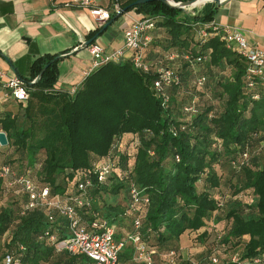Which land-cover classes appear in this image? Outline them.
<instances>
[{"label":"trees","instance_id":"obj_1","mask_svg":"<svg viewBox=\"0 0 264 264\" xmlns=\"http://www.w3.org/2000/svg\"><path fill=\"white\" fill-rule=\"evenodd\" d=\"M135 1L119 4L152 17L153 30L164 34L156 43L151 39L145 60L161 61L179 77L164 85L168 105L153 89L159 75L155 66L142 72L129 60L105 63L71 96L55 87L59 55L37 57L27 80L42 75L29 99L0 111L11 153L5 162L48 186L55 199L79 194L75 184L90 178V205L77 207L81 223L91 230L95 223L114 224L121 239L137 231L133 221L139 218L138 232L157 251L154 264H170L167 253L180 250L177 243L186 231L196 233L194 242L209 245L211 219L225 222L219 243L239 251L235 260L217 264L256 258L264 264V80L249 79L247 59L226 46L222 31L208 27L216 2L183 10L158 0ZM191 104L196 111H185ZM107 162L111 172L100 182L98 166ZM226 168L234 177H224ZM0 194L7 195L0 206V263L11 253L20 264H94L85 255L58 252L42 238L48 228L60 239L68 237L66 219L57 217L52 224L49 208L22 213L27 195L7 191L1 183ZM207 249L213 253L215 246ZM119 260L146 264L134 260L130 242Z\"/></svg>","mask_w":264,"mask_h":264},{"label":"built area","instance_id":"obj_2","mask_svg":"<svg viewBox=\"0 0 264 264\" xmlns=\"http://www.w3.org/2000/svg\"><path fill=\"white\" fill-rule=\"evenodd\" d=\"M109 6L99 4V0H69L66 5L82 7L89 9L90 14L100 23L105 24L111 19L113 14L120 12L122 9L117 0H110ZM156 22L152 17H140L134 19L129 26L124 29V45L111 52H107L105 48L96 42L87 46L91 53V64L85 70V77L91 74L95 69L101 65L109 62L120 63L123 61H131L136 69L142 72H148L153 66L159 74L158 78L153 81V89L155 93L163 97V104L168 105L169 96L164 90V85H168L173 81H178L179 77L174 69L167 68L163 62L156 65L145 60V48L151 42L150 30H153ZM212 27L213 31L219 33L222 31V39L226 46L230 49L236 50L249 63L248 78L259 77L264 80V51L258 46L251 44L244 33L233 26H221L213 21L208 25ZM202 35L206 36V30H202ZM84 41L80 47H84ZM79 47H76V49ZM172 55L170 58H174ZM37 80V77L32 81ZM204 77L198 79V83L202 84ZM32 85L27 79L19 74L10 75L6 69L0 67V111L7 110L14 103L27 101L30 97ZM77 87L68 90L72 96L75 94ZM185 111L195 112V107L187 105L184 107ZM5 132L0 129V133ZM7 136V133H6ZM8 143L3 145L0 141V152L7 147ZM245 158L248 154L244 155ZM111 172V164L109 162L98 166V180L105 181L107 175ZM0 183L7 191H11L20 195H27L28 201L24 205L22 213L27 209L33 208H49L54 213H50L48 219L52 224L57 220V217H63L67 221V229L69 236L60 239L58 235L48 228L43 237L54 245L56 251H68L72 254H82L88 257L94 264H121L120 254L123 248L130 242L134 247V260L144 262L146 264H154L157 251L149 248L144 242L138 229L141 226L139 218H134V227L137 230L131 235H127L121 239H117V229L114 224H94V230L87 228L81 223L77 213V207L90 205L87 198V190L92 186L93 182L90 178H84L75 184L77 192L74 196L68 198H51V190L48 186H40L34 179L28 175L21 174L10 164L0 163ZM73 185V184H72ZM74 187V186H73ZM70 195V194H69ZM132 197L134 201L140 198L136 189L132 190ZM170 264H183L185 261L180 250L172 249L167 253ZM213 264L219 263V258L216 256L210 257ZM235 260V257L233 258ZM4 264H20L13 254L9 253L3 260ZM260 258L253 261L242 262L240 264H258ZM186 264H203L197 259H189Z\"/></svg>","mask_w":264,"mask_h":264},{"label":"crops","instance_id":"obj_3","mask_svg":"<svg viewBox=\"0 0 264 264\" xmlns=\"http://www.w3.org/2000/svg\"><path fill=\"white\" fill-rule=\"evenodd\" d=\"M68 2L0 0V67L10 75L19 74L30 79L31 65L37 57L60 55L55 87L68 91L83 82L85 70L91 64L88 48L80 47L82 41H88L93 32L101 29L94 42L111 52L124 45V29L134 19L144 16L134 10L117 16L118 12L111 24L103 29L105 24L98 22L89 9L66 5ZM110 3V0H99L103 6ZM214 21L221 26L239 28L251 44L264 51V0H228L218 6ZM160 30L149 31L152 43L163 39L164 34ZM150 47L153 49L154 44ZM122 231L126 232L124 229ZM195 235L190 231L181 235L177 245L182 258L204 256L206 246L194 242Z\"/></svg>","mask_w":264,"mask_h":264},{"label":"rangeland","instance_id":"obj_4","mask_svg":"<svg viewBox=\"0 0 264 264\" xmlns=\"http://www.w3.org/2000/svg\"><path fill=\"white\" fill-rule=\"evenodd\" d=\"M203 6H204V3H202V4H200V5L196 6V7L197 8H202ZM17 110H18V108L17 107H14V111H17ZM10 154H11L10 151H7L6 148H4L0 152V163L5 162V160H7V158L10 156ZM224 170H226V172H227V174L225 172L223 174L225 178H227L229 175H230V177L231 176L234 177V175H232V173L229 170H227V168L224 169ZM230 195H231L230 194V191H228L226 198H229ZM6 199H7V195H1L0 194V206L2 204H5L7 202ZM239 199H242L243 201H249L250 198L248 197V195H244V196L243 195H240L239 196ZM223 225H225V222L216 223L214 219H211L210 220L209 227L211 229H214V230H212L213 235L211 236V239L208 240L209 239L208 238L206 241L207 242L209 241V243H207V244H209V245L212 244V245L215 246V251L213 253H210V251L207 249V247H209V245H207L204 248V251L205 252H203V253H205V254H204V256L202 258H200L199 256H196V257H194V256H188V257H186L185 256L186 258L184 259L185 260L184 262L186 263L187 260H188V258H189V259H197L198 261H201L203 264H212L211 263V259H210L211 256L218 257L219 260H220V262H222V263H225V262L227 263L229 261H232L233 258L235 257V255L237 254V252H239V251H237L235 248H226V246H224V245H222V244L219 243L220 242V239H221L220 234L224 232V226ZM122 229L123 228L119 227V230L118 231L120 233H123ZM9 234L10 233H8L5 237H8Z\"/></svg>","mask_w":264,"mask_h":264},{"label":"water","instance_id":"obj_5","mask_svg":"<svg viewBox=\"0 0 264 264\" xmlns=\"http://www.w3.org/2000/svg\"><path fill=\"white\" fill-rule=\"evenodd\" d=\"M151 0H136L133 5H137V4H144L146 2H150ZM158 1H161V2H164L166 4H168L169 6H172V7H177V8H181L183 10H186L188 8H195L196 7V4L198 1L200 0H185V1H179V2H176L174 0H158ZM203 3H207V2H216L217 4L219 5H223L225 4L228 0H202ZM127 11V8L125 9H122L118 14L117 16L123 14L124 12ZM112 21H109L105 26L104 28H107L108 25L111 24ZM102 31H100L99 33H97L95 36H93L92 38H90L88 41H86L84 43V47H87L88 45H90L91 43H93L96 38L99 36V34L101 33ZM62 56L59 55L58 58H61ZM46 69V67L44 68V70ZM42 73L37 77V80L41 77ZM32 81L30 82L31 85H34L36 83V81ZM0 141L3 145H6L8 143V140H7V136H6V133L5 132H1L0 133Z\"/></svg>","mask_w":264,"mask_h":264},{"label":"bare ground","instance_id":"obj_6","mask_svg":"<svg viewBox=\"0 0 264 264\" xmlns=\"http://www.w3.org/2000/svg\"><path fill=\"white\" fill-rule=\"evenodd\" d=\"M202 3H203V1L200 0V1L197 2L196 6H198V5L202 4Z\"/></svg>","mask_w":264,"mask_h":264}]
</instances>
